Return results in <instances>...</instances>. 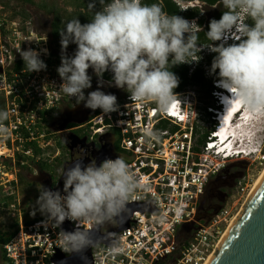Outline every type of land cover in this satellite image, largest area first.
<instances>
[{
  "label": "built area",
  "instance_id": "1",
  "mask_svg": "<svg viewBox=\"0 0 264 264\" xmlns=\"http://www.w3.org/2000/svg\"><path fill=\"white\" fill-rule=\"evenodd\" d=\"M176 3L183 11L195 7L192 3ZM203 17L204 13L199 18ZM192 21L198 24V19ZM24 24L0 16V109L10 114L5 124L11 133L0 138V149L4 151L0 155V235L14 234L3 247L8 263L57 264L54 257L58 253L70 256L57 242V234L63 229H46L41 226L43 216H33L32 211L23 209L19 168H45V177H51L53 183L52 191L63 195L61 172L75 162L73 155L76 160L95 156V161L96 157L109 155L111 160L123 157L140 179L142 187L128 204L140 208L133 213L129 229L114 236L124 252L113 256L106 245L100 244L92 250L93 264H207L253 185L249 171L241 175L219 212L201 223L199 214L209 187L230 162L237 160L232 157L243 152L222 147L221 139L216 138L223 93L214 91L213 100L219 102L209 103L200 87L189 86L180 94L174 92L176 102L167 111L151 102L137 104L128 93L117 100V112L105 115L96 109L85 124L56 132L54 129L68 119L65 113L84 103L77 104L59 90L61 54L51 50L49 39L37 32L31 21ZM29 48L41 52L46 70L29 73L26 67L15 69L22 59L18 51ZM66 55L74 52L68 50ZM189 65L191 76L197 61ZM84 92L87 96L91 90ZM146 127L159 132L160 139L147 143L143 138ZM73 136L86 139L88 145L78 144L70 151ZM254 162L264 165V151ZM66 221L77 229L78 222ZM80 227L93 231L97 226L81 222Z\"/></svg>",
  "mask_w": 264,
  "mask_h": 264
},
{
  "label": "clouds",
  "instance_id": "2",
  "mask_svg": "<svg viewBox=\"0 0 264 264\" xmlns=\"http://www.w3.org/2000/svg\"><path fill=\"white\" fill-rule=\"evenodd\" d=\"M97 3L101 8L94 11ZM221 6L225 11L219 20L209 22L205 34L210 43L198 47L202 29L196 21L168 15L159 3L92 0L88 5L93 12L90 23L82 25L75 18L59 32L61 64L57 72L62 80L59 90L77 104L83 102L85 108L100 109L105 115L117 112V97L99 90L108 71L112 73L109 86L129 93L131 101L141 105L151 102L159 110L167 111L176 102L174 90L180 83L170 69L198 61V53L207 48L215 53L209 75L216 76L217 88L230 93V98L221 96L227 110L238 104L251 113H264V0H216L213 8ZM70 44L77 46L72 56L66 55ZM42 52L47 54L46 49ZM18 53L29 73L46 70L41 52L29 48ZM193 56H198V60H192ZM89 69L98 78V89L85 96L84 90L92 87ZM9 115L6 109H0V138L11 134L5 124ZM143 138L151 144L160 139V133L146 127ZM61 176L64 194L40 186L31 215L39 212L44 217L41 226L46 229H60L65 220L78 222L73 232L60 230L57 242L64 253L83 258L86 249L102 241L81 228V222L116 226L117 218L142 185L121 156L105 160L99 166L95 160L86 166L77 160L67 170L64 166ZM106 247L113 256L124 252L118 239L110 240Z\"/></svg>",
  "mask_w": 264,
  "mask_h": 264
},
{
  "label": "rangeland",
  "instance_id": "3",
  "mask_svg": "<svg viewBox=\"0 0 264 264\" xmlns=\"http://www.w3.org/2000/svg\"><path fill=\"white\" fill-rule=\"evenodd\" d=\"M86 1L89 0H0V16L7 17L9 21H14L20 23L21 25H26L24 24L26 21H31L34 24L35 30L42 36H45L49 39L51 50L54 53L61 54L60 39L55 38L52 35L51 30V24L54 20V15H60L61 17H63L64 23H67L72 18H75L79 13L85 15V11L79 6ZM178 2L182 5H188L187 2ZM197 6L201 7V5ZM235 42L239 43V41ZM197 46L202 47V45ZM76 47V45L70 44L66 51L72 50L75 53ZM201 53L204 57L215 55V53L209 52L207 48H202ZM197 64H199V61H197ZM205 70H207V67H205ZM88 74L94 75L93 70L89 69ZM102 82L104 86L100 87L99 90L103 91L105 94L120 90L115 95L117 97V100L123 99V97L128 94L122 89H118L114 86H109L108 82ZM91 84L92 87L89 88L91 91H95L98 89V80H91ZM200 89L202 90L201 87ZM202 97L209 103L211 102L210 100L206 99L204 93H202ZM212 101L215 103V99ZM261 114L262 113H259L258 117L252 119V122H254V124L251 125V130L246 131L242 134V136L245 135L244 138H250L246 140V142L249 141L250 144H247L240 148L245 149L246 146L250 145L251 149L259 147L260 152L264 151V114ZM259 142H263V145H259ZM60 148L63 151L65 150L62 145H60ZM254 152L255 151L252 150L251 156L246 158V160L239 159L234 160V162L232 163L230 162L225 172L211 184L202 201V207L199 214V220L201 221V223L208 222L214 212L221 206L224 201H226L227 198H229V196L234 191V181L241 175L246 174L249 171L252 176L253 184L256 182L258 176L264 170V165L261 166L254 162ZM47 172L48 171L39 170V168L36 166H26L24 168H19V183L21 188L20 200L22 201V206L25 211H33L35 202L40 194V186H43V184L48 183L49 181V178L45 177ZM63 187L64 185L61 186V190H63ZM246 198L247 196L240 203L239 209L242 210ZM38 215L39 212H37L35 216ZM0 264H6L1 258V253Z\"/></svg>",
  "mask_w": 264,
  "mask_h": 264
},
{
  "label": "water",
  "instance_id": "4",
  "mask_svg": "<svg viewBox=\"0 0 264 264\" xmlns=\"http://www.w3.org/2000/svg\"><path fill=\"white\" fill-rule=\"evenodd\" d=\"M74 112L77 114L75 117L72 116ZM92 112L94 111L84 106L78 107L74 111H68L65 113L68 119L64 121L61 127L54 130L62 132L69 124L83 125L88 121V116ZM72 139V146H68L70 150H73L78 144L82 146L86 144V139L81 140L76 136H73ZM108 159H110L109 155L99 157L96 163L97 166ZM78 160L82 162V166L91 163L87 159ZM74 163L69 167L73 166ZM48 178V183L43 184V187L52 190V180L51 177L48 176ZM62 185H64V177L61 181ZM138 208H140L139 205H127L126 211L117 218L118 223L116 226H97L91 231L96 239L102 241L96 246L100 244L108 246L110 240L114 239L115 234L129 229L132 215ZM218 212L219 210L217 209L215 214ZM61 228L66 232L76 230L66 220L61 225ZM93 248L86 249L83 253L85 256L83 258L76 254L72 257L70 254L67 257L58 253L54 257V261L57 264H61L62 261H67V264H93ZM208 264H264V178Z\"/></svg>",
  "mask_w": 264,
  "mask_h": 264
},
{
  "label": "trees",
  "instance_id": "5",
  "mask_svg": "<svg viewBox=\"0 0 264 264\" xmlns=\"http://www.w3.org/2000/svg\"><path fill=\"white\" fill-rule=\"evenodd\" d=\"M178 1L192 3L195 0H143V2L147 4L159 3L163 11L167 13L168 15L175 14L189 21L197 19L200 17L201 14L205 13V18L203 17L201 18V20H199L200 27L202 28L203 26L204 28L198 34L199 35L198 45L210 43L206 39L205 34L209 30L208 28L209 22L212 19L219 20L221 18L223 11H225L222 8V6L213 8V6L216 4V0H197V1H200L204 5H201V7L195 6L186 11H183L176 3ZM91 2L92 0H89V1L82 3L79 6L81 9L85 11V15H83L82 13H79L75 18H77L82 25L86 23H90V20L93 18V12L90 11L88 8L89 3ZM100 8L101 6L99 5V3H97L94 11H99ZM75 18H72V19H75ZM247 23L251 24V21H247ZM66 24H67L66 22L64 23L63 17H61L58 14L54 15V20L52 21V24H51L52 35L57 39H61L59 32L62 29H64ZM217 43L218 42H215V44ZM198 56H199V64H197L196 69L194 70L191 76H190L191 66L189 64H181L178 66H173L170 69L179 78V81H180L178 87L174 90V92L177 94H180L184 91V89H186L189 86H197V87L202 88V91L206 99L212 101L213 100L212 93L215 91L214 81L216 80V76L209 75V70L211 68V63L215 55L204 57L202 56V54L198 53ZM193 57H196V56H193ZM205 67H207V70H205ZM24 68L25 66H24L23 60L21 59L17 62L15 69L17 71H21ZM207 74H208V77H207ZM89 75L92 77V80H95V81L98 80V78L95 75H92V74H89ZM102 79L110 82L112 79V76H109L106 73H104ZM119 91L120 90H117L115 94L114 93L113 94L116 95ZM70 127H75V126L71 125ZM207 137H208V134H205L204 139H206ZM39 170L46 171L45 168L43 167H40ZM13 235L12 234L5 235L3 237L0 235V253H1V258L4 261V263H6L7 260L3 253V247L5 244H7V242L10 240V238Z\"/></svg>",
  "mask_w": 264,
  "mask_h": 264
},
{
  "label": "bare ground",
  "instance_id": "6",
  "mask_svg": "<svg viewBox=\"0 0 264 264\" xmlns=\"http://www.w3.org/2000/svg\"><path fill=\"white\" fill-rule=\"evenodd\" d=\"M192 4H195V6L198 5L197 3H192ZM197 19H198V24H199V20H201V19L200 18H197ZM218 44H219V42H218ZM214 87H215V90L221 91V93H223V96H228L230 98V93H227L223 89L217 88L215 86V83H214ZM215 102H219V101L215 99ZM222 111L223 112H221L222 114H221L220 119H219V122H220V126L219 127H220V129L218 131V134L216 135V138L221 139V141L219 142L220 145H222V147L223 146H226L230 150H232V149L234 150L236 148V149H239V150H242L243 151L241 153V155H239L238 157H235L234 156V157H232V159L246 160V158H248L249 156H251L252 150L255 151L253 153L254 156H255V158L257 156H259L261 154V152L259 151V147L252 148L251 149V147L249 145V146H246L245 149L240 148L242 146H245L247 144H250L249 141L246 142V140L247 139H250V138L249 137L248 138H244L245 135L242 136V134L244 132H246V131L251 130V125L254 124V122H252V119H254L255 117H258L259 113H251V112L245 110L240 105H233L232 108H231V110H227V105L224 104V103L222 105ZM238 111H241V113H242L241 119L240 120H237L236 122H234V117H235V115H236V113ZM262 114H264V113H262ZM71 125H74L75 126L76 124H69L68 126L70 127ZM85 145H88V144L86 143ZM74 149L73 150H70V148H69L70 151H74ZM0 153L2 154V153H4V151H2L0 149ZM98 158L99 157H96V163L98 161ZM66 168H68V167H66ZM263 178H264V170L260 173V175L258 176L256 182L251 186V191H250L249 195H247V198H246V201H245V203H244V205L242 207V210L240 209L241 211L235 216V218L231 222L229 228L227 229V231L223 235L222 239L220 240V243L218 244L217 249L219 248V246L223 242L224 238L226 237V235L228 234V232L230 231V229L234 225L235 221L237 220V218L239 217V215L241 214V212L245 208L246 204L248 203V201L250 200V198L252 197V195L256 191L257 187L259 186V184L261 183V181H262ZM217 249H216V251H217ZM214 254H215V252H214ZM213 255L209 258L207 264L209 263V261L211 260V258L213 257ZM5 258H6V256H5ZM6 260H7V258H6ZM6 264H9L8 263V260H7Z\"/></svg>",
  "mask_w": 264,
  "mask_h": 264
},
{
  "label": "flooded vegetation",
  "instance_id": "7",
  "mask_svg": "<svg viewBox=\"0 0 264 264\" xmlns=\"http://www.w3.org/2000/svg\"><path fill=\"white\" fill-rule=\"evenodd\" d=\"M115 92H116V91H112V92H109V94H113V93L115 94ZM114 94H113V95H114ZM93 149H94V152H95V151H96V145H93ZM73 158L76 160V157H75L74 155H73ZM94 159H95V156H93V157L91 158L92 161H93Z\"/></svg>",
  "mask_w": 264,
  "mask_h": 264
},
{
  "label": "crops",
  "instance_id": "8",
  "mask_svg": "<svg viewBox=\"0 0 264 264\" xmlns=\"http://www.w3.org/2000/svg\"><path fill=\"white\" fill-rule=\"evenodd\" d=\"M182 2H183V1H182ZM193 2L197 3L198 5H204V4H202L200 1H197V0H195V1H193ZM187 3H189V2H187Z\"/></svg>",
  "mask_w": 264,
  "mask_h": 264
},
{
  "label": "snow or ice",
  "instance_id": "9",
  "mask_svg": "<svg viewBox=\"0 0 264 264\" xmlns=\"http://www.w3.org/2000/svg\"><path fill=\"white\" fill-rule=\"evenodd\" d=\"M238 105V104H237Z\"/></svg>",
  "mask_w": 264,
  "mask_h": 264
}]
</instances>
